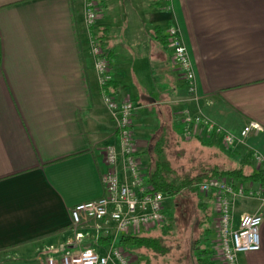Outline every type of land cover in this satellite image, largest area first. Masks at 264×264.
<instances>
[{
	"label": "crops",
	"instance_id": "1",
	"mask_svg": "<svg viewBox=\"0 0 264 264\" xmlns=\"http://www.w3.org/2000/svg\"><path fill=\"white\" fill-rule=\"evenodd\" d=\"M97 1L95 29L111 62L113 93L140 96L132 121L142 161L154 144L152 119H175L180 132V111L189 108L234 134L249 120L263 127L231 148L215 136L192 142L199 160L264 170V0ZM171 24L192 61L196 100L170 60ZM109 144H116L114 122L89 53L83 0H0V264H43L42 249L65 248L74 236L70 208L103 194L102 150ZM253 150L262 154L260 165ZM250 200L248 212L262 215L260 247L240 253L238 264H264V202ZM235 213H243L237 204ZM91 225L80 226L87 234L81 243L102 253L110 239L102 230L95 246ZM211 236L204 239L208 259L225 264L213 255Z\"/></svg>",
	"mask_w": 264,
	"mask_h": 264
},
{
	"label": "built area",
	"instance_id": "2",
	"mask_svg": "<svg viewBox=\"0 0 264 264\" xmlns=\"http://www.w3.org/2000/svg\"><path fill=\"white\" fill-rule=\"evenodd\" d=\"M100 14L97 0H83V17L88 35L89 53L97 77L103 104L114 122L116 144L106 145L103 150L105 170L101 174L103 194L93 200L76 203L69 210L74 236L63 250L55 253L50 245L43 250V264H135L133 255L116 238L121 235H137L165 225L164 193L156 190L147 180L146 167L138 153L133 131L135 107L128 98L117 99L111 88L112 67L100 38L96 32V22ZM170 60L179 78L185 83L190 100L197 99L196 78L192 61L182 32L177 24L166 29ZM180 133L184 139L193 135L202 138L218 137L222 144L231 148L243 143L251 131H263L262 125L249 120L234 134L213 119L189 108L180 111ZM252 160L260 165L262 154L253 150ZM197 190L213 200V222L215 238L213 255L225 264H238V255L257 251L260 247L259 228L262 215L259 212H243L238 217L235 205L241 199L259 198L264 202V187L251 180L210 176L197 182ZM95 246L103 230L110 241L106 250L98 253L81 240L86 233L79 230L81 225H89Z\"/></svg>",
	"mask_w": 264,
	"mask_h": 264
},
{
	"label": "rangeland",
	"instance_id": "3",
	"mask_svg": "<svg viewBox=\"0 0 264 264\" xmlns=\"http://www.w3.org/2000/svg\"><path fill=\"white\" fill-rule=\"evenodd\" d=\"M125 74L126 85L131 86V84H133L131 74L130 72H126ZM133 89L134 88L132 87V91ZM131 96V100L135 107L138 100L140 99V96L136 95V91ZM168 119L166 121L161 120L159 123V119L158 121L156 118L152 119L153 123H157L158 126L155 127L154 134L150 135L151 142L156 143L161 137L165 136L168 141L174 143L168 154L172 160V163L174 164L175 170L181 174H188V176L198 177V173H200V165H198V159L196 158L193 160L192 157L194 154H197L199 148L192 145L194 140L191 142L185 141L179 135V124L177 120ZM134 123L137 125L135 120L133 124ZM167 132L168 134H166ZM185 146L187 147L184 149ZM176 147L180 149L177 152L174 149ZM219 147L221 146H216V148ZM148 155L152 158L151 153ZM143 164L145 167H147V162L143 161ZM236 166L239 167L238 164ZM236 166L234 165V167ZM244 169L245 171L251 170L248 165H246ZM194 182L196 181L191 183L189 189L181 190L175 194L164 193V213L166 218L169 219L168 225L170 226L168 227L170 230L164 233L162 230L163 226H158L148 232H144V236H152L159 239L162 248L164 247L166 250L165 254L153 251L150 259L148 256L150 253L147 252V250L132 249L126 245L120 244L124 249L128 250L129 252L131 251L133 256L138 258L139 264H189L190 254L193 253V250L190 249V243L192 241L200 240V247L208 250V243L205 242L204 239H206V237L210 236L212 233L210 239H212L213 244V240L215 238L213 200L210 196L200 193L197 190L195 185L196 183ZM253 202L254 201L250 199H242L236 204L239 210L242 212H248L252 207ZM200 203H205V209H201L199 207ZM205 229H210V234L207 235L203 233V236H201V233ZM181 254L184 255V258L180 260L179 258ZM146 260H148V262H146Z\"/></svg>",
	"mask_w": 264,
	"mask_h": 264
},
{
	"label": "trees",
	"instance_id": "4",
	"mask_svg": "<svg viewBox=\"0 0 264 264\" xmlns=\"http://www.w3.org/2000/svg\"><path fill=\"white\" fill-rule=\"evenodd\" d=\"M101 41V35H98ZM102 43V41H101ZM179 135L182 137L181 133ZM183 138V137H182ZM184 139V138H183ZM202 137L198 135H193L185 141L191 142L192 140L197 141L199 144H202ZM174 143L168 141V139L163 136L156 143L153 144L151 156L148 158L146 174L147 180L150 184L156 189L165 194H175L181 190H186L190 188V185L193 181L197 183L201 180H204L210 176H223L232 179H242V180H251L257 184H260L264 187V170L258 169L254 172L246 173L242 167H225L219 165H208L201 159L199 160L200 151L198 149L197 154H194L192 159H198V165H200V173L198 177L188 176V174H181L175 170L174 164L169 156V151L172 149ZM190 146V145H187ZM185 146L184 149L187 147ZM176 152L180 150L178 147L174 148ZM182 149V147H181ZM202 178V179H201ZM200 179V180H199ZM199 180V181H198ZM204 204V205H203ZM199 207L205 209V203H200ZM169 221L163 225V232H168L170 228L168 226ZM167 227V228H164ZM210 229H205L201 236L208 234ZM208 240V237H207ZM200 240H194L190 243V249L193 250V253L190 254L189 260L195 261L198 264H211L209 261L210 252L206 249L200 247ZM119 243L128 246L132 249H144L147 250L150 254L148 255L151 259L152 252L165 254L166 250L163 249L159 239L152 236H144V233L137 235H121L119 238ZM128 248V249H129ZM146 256V257H148ZM184 258V255H180V260ZM148 262V260H146Z\"/></svg>",
	"mask_w": 264,
	"mask_h": 264
}]
</instances>
